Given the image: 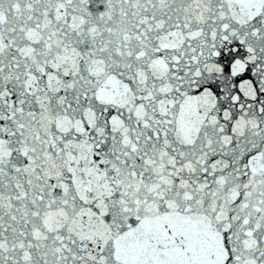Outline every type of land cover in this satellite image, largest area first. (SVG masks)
Returning <instances> with one entry per match:
<instances>
[{
  "label": "snow or ice",
  "instance_id": "obj_1",
  "mask_svg": "<svg viewBox=\"0 0 264 264\" xmlns=\"http://www.w3.org/2000/svg\"><path fill=\"white\" fill-rule=\"evenodd\" d=\"M0 264H264V0H0Z\"/></svg>",
  "mask_w": 264,
  "mask_h": 264
}]
</instances>
